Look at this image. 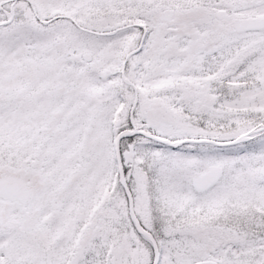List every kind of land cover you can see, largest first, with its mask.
<instances>
[{
    "label": "snow or ice",
    "instance_id": "1",
    "mask_svg": "<svg viewBox=\"0 0 264 264\" xmlns=\"http://www.w3.org/2000/svg\"><path fill=\"white\" fill-rule=\"evenodd\" d=\"M0 264H264V0H0Z\"/></svg>",
    "mask_w": 264,
    "mask_h": 264
}]
</instances>
